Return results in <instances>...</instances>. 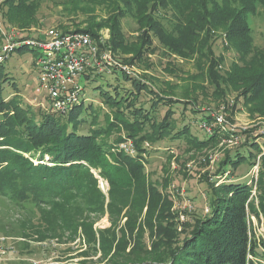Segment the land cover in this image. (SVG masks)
<instances>
[{
  "label": "rangeland",
  "instance_id": "374dc122",
  "mask_svg": "<svg viewBox=\"0 0 264 264\" xmlns=\"http://www.w3.org/2000/svg\"><path fill=\"white\" fill-rule=\"evenodd\" d=\"M5 1L0 0V46L7 36L16 42L23 36L44 42L49 31L92 32L88 34L96 51L87 73L97 76L76 79L83 102L77 129L95 135V142L105 151L121 152L137 162L139 169L132 187L110 198L107 183L94 173L104 200L101 207H90L89 194L77 195L71 205L72 215L75 226L83 227L71 234H62L59 229L51 232V225L41 223L38 216L47 207L40 203H31L29 197L9 200L8 195H0V264H129L156 260L187 236L188 232H183L187 224L208 215L211 203L206 184L217 188L235 182L233 177L250 187L249 199L258 210L259 197L264 194V84L257 86L253 95L235 85L216 89L210 85L208 74L210 59L221 78L234 68L249 75L260 62L264 63V9L258 8L248 18L251 52L240 62L231 44L234 39L226 38L222 29L209 34L196 30L185 41L171 33L166 18L160 15L154 19L159 21L163 35L142 34L128 13L120 23L122 35L116 39L108 26L119 27V0H112L113 4H101L100 0H33L31 13H15L16 19L5 13L9 6ZM8 18L17 25L6 22ZM206 39L211 54L201 47ZM28 47L4 60L3 74L9 80L3 95L8 99L15 95L22 111L51 112L47 93L38 83L39 54ZM132 82L142 89L133 91ZM136 91L140 94L137 106L141 104L149 111V120L155 124L164 121L170 108L166 102L174 103V122L177 125L183 120L190 126L187 135L191 144L147 139L154 130L149 126L142 131L138 128L141 133L136 137L127 135L122 127L112 126L118 120V104L110 105L113 101L105 94L113 97L115 92L119 96ZM219 118L221 123L215 122ZM210 138L216 141L200 145ZM238 148L243 152L239 155L251 159L217 173L225 152ZM246 216L251 238L255 242L264 239V219L260 216L258 220L248 210ZM159 219L161 223H157ZM160 224L168 227L166 244L159 238L163 231L159 233ZM85 229L89 238L83 236ZM256 252L253 264H264V254L260 249Z\"/></svg>",
  "mask_w": 264,
  "mask_h": 264
},
{
  "label": "trees",
  "instance_id": "16d2710c",
  "mask_svg": "<svg viewBox=\"0 0 264 264\" xmlns=\"http://www.w3.org/2000/svg\"><path fill=\"white\" fill-rule=\"evenodd\" d=\"M99 2L113 4L112 0ZM32 3L33 0H6L5 4L9 6L5 13L16 19L18 17L15 13H31ZM258 8L264 9V0H119V27L112 24L108 27L111 34L120 39L121 20L129 13L132 21L142 29V34L152 32L157 36L163 35L164 32L158 27L159 21H155L159 15L166 18L171 33L178 34L185 41L196 30L209 34L211 30L222 29L226 38L234 39L231 44L242 62L251 52L248 18L255 15ZM0 14L3 15V11ZM5 20L11 25H17L10 18L9 21ZM79 31L81 30L76 32ZM83 32L92 33L90 30ZM162 38L161 36L158 39L161 41ZM23 40L29 39L23 36L19 41ZM201 47L211 54L207 39L202 42ZM24 49L16 48L14 52L22 53ZM3 62L0 63V195H8L9 200L29 197L32 199L31 203H40L47 207V211L42 210L38 216L41 223L46 227L51 225V232L59 229L62 234H71L83 227L75 226V217L72 215L71 205L77 195L89 194L92 205L90 207H101L104 200L97 188L94 173L107 183L110 198L124 192L133 184L139 164L123 156L121 152L105 151L95 142V135L78 131L83 104L81 101L62 112L38 110L33 113L30 109L22 111L13 98L15 95L9 99L3 95L4 85L9 80L8 75L3 74ZM83 76L89 79L97 74L86 72ZM122 78L129 80L124 76ZM208 79L210 85L216 89H221L226 84L231 87L235 85L238 89H244L245 94L250 92L253 95L257 90L255 88L264 84V63L260 62L258 69L249 75L234 68L221 78L214 71V62L210 59ZM131 85L133 91L135 88L142 89L135 82ZM99 94L103 96L102 93ZM139 95L137 91L135 94L128 92L119 96L115 92L113 97L105 94L108 100L113 101L109 102L110 105L118 104L115 115L118 120L112 126L122 127L127 135L133 137L141 133L138 128L142 131L145 126H149L154 130L151 136H146L147 139L157 138L158 142L164 139L183 140L186 145L191 144L187 135L190 126L180 120L178 124L182 125L179 129L174 122L171 109L174 103L166 102L170 104L165 112L167 115L161 124H155L149 120L150 112L145 111L141 104L137 106ZM49 105L51 106L50 101ZM215 141L210 138L200 142V145ZM232 152L237 153L231 156ZM239 153H243L240 148L225 152L217 173L228 165L239 166L251 159L250 156L244 157ZM45 157L48 158L47 162H44ZM233 179L235 182L222 184L217 188L206 184L211 203L209 213L183 228V232L187 231L188 234L178 246H169V251L156 260H141L137 263L133 261L129 264H253L252 255L257 254V249L264 254V239L255 242L251 238L246 213L247 210L252 211L258 220L260 216L264 219V194L259 197V207L255 210L249 199L250 187L238 182L240 178ZM36 208L39 207L36 205ZM161 222V219L157 220V223ZM160 226L162 228L159 233L163 231L159 238L166 244L168 227ZM82 233L89 238L87 229Z\"/></svg>",
  "mask_w": 264,
  "mask_h": 264
},
{
  "label": "built area",
  "instance_id": "2783aa9c",
  "mask_svg": "<svg viewBox=\"0 0 264 264\" xmlns=\"http://www.w3.org/2000/svg\"><path fill=\"white\" fill-rule=\"evenodd\" d=\"M47 37L44 42L36 40L16 42L12 36H7L4 45L0 47V63L16 48L29 46L28 48L36 51L39 54L37 62L40 65L39 86L47 93L51 103L50 110L62 112L80 101L81 88L76 79L83 76L91 67L89 61L91 57H95L96 48L92 45L88 33L49 31ZM221 120L219 118L215 122L221 123Z\"/></svg>",
  "mask_w": 264,
  "mask_h": 264
},
{
  "label": "bare ground",
  "instance_id": "6f19581e",
  "mask_svg": "<svg viewBox=\"0 0 264 264\" xmlns=\"http://www.w3.org/2000/svg\"><path fill=\"white\" fill-rule=\"evenodd\" d=\"M65 115V114H64Z\"/></svg>",
  "mask_w": 264,
  "mask_h": 264
}]
</instances>
